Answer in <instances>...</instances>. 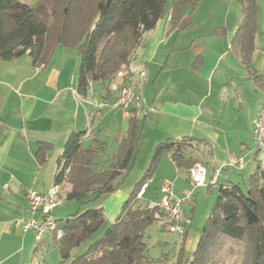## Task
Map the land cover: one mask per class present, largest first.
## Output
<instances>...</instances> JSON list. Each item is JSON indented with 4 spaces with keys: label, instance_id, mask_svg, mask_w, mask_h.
Masks as SVG:
<instances>
[{
    "label": "crops",
    "instance_id": "1",
    "mask_svg": "<svg viewBox=\"0 0 264 264\" xmlns=\"http://www.w3.org/2000/svg\"><path fill=\"white\" fill-rule=\"evenodd\" d=\"M188 7V26L170 28L169 8L155 28L145 34L138 58L129 66H141L145 72L139 87L142 101L129 113L101 107L108 98L102 91L96 93L93 84L87 96L76 93L80 59L75 47L58 45L47 66L33 65L27 54L12 61L0 60V264H33L36 250L49 237L47 234L37 247L33 230H23L14 220L20 215L31 216L27 211L28 190L45 193L54 184L58 157L73 130L93 129L90 137L104 142L110 154L116 138L127 129L128 117L134 114L142 124L138 154L142 147L145 164L155 146L168 137L205 140L207 144L198 145L205 162H213V173L205 164L208 188L219 178L230 181L229 175L221 176V168L242 171L255 161L252 127L264 101V36L261 38L257 26L251 61L258 75L255 79L231 47L241 22L238 1L200 0ZM38 142L51 144L42 163L36 157ZM240 157L245 160L242 166L227 165ZM161 160L164 168L155 193L147 197L150 185L146 183L137 194L143 204L152 205L159 199L164 183L170 184L176 196L191 189L187 170L178 169L169 153L162 155L154 172ZM121 187L110 194L116 195L113 204L107 202L103 207L113 221L120 212L119 204L129 195ZM192 199L182 203L191 219L186 237L183 240L176 234L180 248L189 252L199 236L191 230L195 207ZM170 226L166 217L155 222L156 229L175 233ZM160 236L159 241L166 242Z\"/></svg>",
    "mask_w": 264,
    "mask_h": 264
},
{
    "label": "trees",
    "instance_id": "2",
    "mask_svg": "<svg viewBox=\"0 0 264 264\" xmlns=\"http://www.w3.org/2000/svg\"><path fill=\"white\" fill-rule=\"evenodd\" d=\"M167 1L37 0L29 4L23 0H0V60L12 61L27 54L33 65L47 66L58 45L75 47L80 59L76 93L85 97L92 84L100 82L102 95L109 101L113 94L109 85L119 70L129 68L138 58L145 34L167 14ZM199 1L172 0L170 28L188 26L187 7ZM237 1L241 22L231 47L256 79L258 75L251 61L257 33V0ZM141 130L140 119L134 114L129 116L126 131L116 138V147L110 154L104 142L90 137L93 129L71 131L54 175V184L66 188L65 199L84 203L115 192L134 166ZM87 137L90 139L85 145ZM199 143L207 144L191 137H168L159 142L147 170L123 202L119 215L81 254L71 258L72 249L89 239L105 222L103 207H90L64 220H54L51 231L57 238L60 264H164L163 256L156 258L148 254L143 239L146 228L166 214L153 204L139 202L137 194L164 153H169L176 167L187 173L197 162L205 165ZM50 149L51 144L38 142L39 163L46 160ZM255 161L256 167L248 175L245 189L238 182L218 184L216 199L199 230L194 249L183 261L181 247L172 264H228L226 255L222 254L228 241L240 244L239 264H264V168L256 156ZM187 227L181 236L183 240ZM57 229L61 230L59 237ZM227 252L233 253L232 246Z\"/></svg>",
    "mask_w": 264,
    "mask_h": 264
},
{
    "label": "rangeland",
    "instance_id": "3",
    "mask_svg": "<svg viewBox=\"0 0 264 264\" xmlns=\"http://www.w3.org/2000/svg\"><path fill=\"white\" fill-rule=\"evenodd\" d=\"M26 3L33 4L37 0H23ZM172 4V0L167 1V10L170 8ZM200 6V5H199ZM188 12L190 8L188 7ZM260 23L262 25V28L260 27ZM257 26H258V33L263 38L264 36V0H257ZM258 35V36H259ZM264 75V74H263ZM93 87L96 90V93H99L103 90V84L100 82H94ZM264 100V99H263ZM233 141V140H232ZM153 152H151L152 155ZM151 155L149 157V160H147V164H145V151L141 147V152L137 155V163L133 167V169L127 174L125 177V180L121 184V189L122 190H127V194H129L132 189L134 188L135 183L143 176L145 171L148 168V164L151 159ZM262 158V154L260 152H257V160H260ZM163 160V159H162ZM161 160V161H162ZM245 161V160H244ZM257 164V161L251 162L248 164L246 167L247 169L238 171V170H233L232 168L228 167L227 168H221V176H224V178L229 175V179L232 182H238L241 188L245 189L247 185V178L250 173L253 172ZM206 165L208 167L209 173H213L212 166L213 162L207 161ZM164 168V162L162 161L160 164V167H158V170L153 172L151 176L148 178L147 182L150 185V189L147 193V197H149L150 192L155 193V188L159 187V184L161 182L159 181V178L161 176L162 170ZM165 170V169H164ZM219 172V171H218ZM227 174V175H226ZM221 178H219L218 182L214 185L211 186V188L208 187H200L194 190V200L192 199V204L195 205L193 213L188 209V212L192 214V234L193 233H199L200 228L204 225V222L206 218L208 217L211 208L214 204V201L217 196V191H218V184L221 182ZM194 188H192L189 191H193ZM65 191L66 188H63V198L61 202L52 210V219L53 220H64L67 217L84 211L87 208L90 207H95L98 205H101L102 207H105L107 202L113 204L114 199L116 198V195H108L107 197H102L99 199L95 200H90L87 202H82L80 200H75V199H65ZM110 196V197H109ZM193 196V195H192ZM107 200V201H106ZM184 207H187V204L183 205ZM119 211L121 212V207L122 204H119ZM117 208V206H116ZM105 222L103 225L85 242L81 243L79 246L75 247L71 251V258L81 254L84 252L87 247L95 241L98 237H100L107 227L113 222V220L110 218V216L105 213ZM118 211V212H119ZM117 212V213H118ZM119 212V213H120ZM113 213H116L115 210ZM116 215V214H114ZM119 215V214H118ZM37 217V216H36ZM38 218V217H37ZM49 234V237L46 239L45 243H43L35 252V258L33 261V264H60V256L58 252V247H57V238L55 234L52 233L51 230L45 233V236ZM173 233V232H164L162 230H158L155 227V222L152 223L148 228L145 230L144 234V242L147 245L148 248V254L151 257H161L163 256L164 259V264H170L172 263V260L174 257L178 254V251L180 250V244L178 243V234ZM160 235H163L166 239V242H161L159 241V238H161ZM44 236V238H45ZM227 248H225L224 252L222 253L223 255H226V261L228 264H234L238 262V254L237 252L239 251L240 244L228 241L226 244ZM229 246V247H228ZM232 246V251L233 253L229 254L227 252L228 248ZM187 250H184V255H183V261L186 260L188 256ZM238 262L237 264H239ZM66 264V263H64Z\"/></svg>",
    "mask_w": 264,
    "mask_h": 264
},
{
    "label": "built area",
    "instance_id": "4",
    "mask_svg": "<svg viewBox=\"0 0 264 264\" xmlns=\"http://www.w3.org/2000/svg\"><path fill=\"white\" fill-rule=\"evenodd\" d=\"M144 76L145 72L141 66L135 69L123 68L119 70L109 85V89L113 93L112 97L109 101H103L101 107L121 109L129 113L130 108L142 100L139 87ZM252 137L257 151L262 154L260 163L264 168V103L253 124ZM235 163L242 166L244 164L243 158L231 159L227 165L233 166ZM218 171L219 168L215 170V174ZM206 179L207 168L202 163L197 162L189 168L188 180L192 188L205 186ZM214 181L213 178L210 182L214 183ZM160 190L162 195L153 202V205L166 214L165 217L171 225V230L182 236L185 228L191 223L190 217L185 214L182 208V203L192 199V191H186L182 196H176L168 183H164ZM63 197V188L60 184H53L45 193L28 190L26 192L27 211L31 216H17L14 220L15 224L21 226L23 230L32 229L36 241H42L45 233L55 226L52 210L61 202ZM34 215H37L38 218ZM60 235L61 230L57 229V237Z\"/></svg>",
    "mask_w": 264,
    "mask_h": 264
}]
</instances>
